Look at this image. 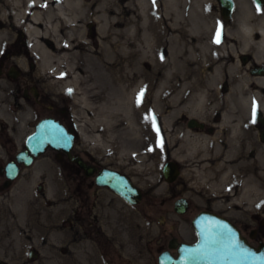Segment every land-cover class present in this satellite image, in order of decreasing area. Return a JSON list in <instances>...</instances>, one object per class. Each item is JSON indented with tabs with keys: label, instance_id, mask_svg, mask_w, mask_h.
<instances>
[{
	"label": "rangeland",
	"instance_id": "rangeland-1",
	"mask_svg": "<svg viewBox=\"0 0 264 264\" xmlns=\"http://www.w3.org/2000/svg\"><path fill=\"white\" fill-rule=\"evenodd\" d=\"M125 2L130 8L128 17L134 18L129 26L145 29L147 37L154 31L161 36L151 59L142 60L144 67L151 69L155 58L166 62L158 66V83L170 73L184 80L181 96L193 98L179 107L191 108L195 115L172 113L157 130L140 127L136 135H129L126 111L116 103L121 93L107 80V64L115 62L113 55L102 52L105 64H99L89 48L84 57L70 55L49 63L48 105L68 111L67 122L76 133L74 153L99 168L125 174L143 198L129 206L95 186L93 178H86L75 166L55 162L48 152L47 180L39 176L41 167L45 168L42 163L23 170L9 190L0 192V260L5 264H157V255L167 248L170 238L195 242L191 221L201 211L227 214L245 231L256 227L255 217L264 219V144L258 143L252 127L254 106L257 111L262 100L249 92L245 79L235 78L240 72L231 59L247 51L238 49V19L224 22L211 0ZM0 4V22L6 26L4 32L0 30L1 44L13 36L17 22L11 6L6 1ZM111 8L114 18L115 0ZM55 17L48 16V22ZM72 27L61 24L58 30L75 31ZM96 28L95 20H86L76 35L80 40L84 32L86 40L93 42ZM48 47H52L49 42ZM39 58L44 62L42 55ZM76 68L78 79L64 74L65 69ZM12 113L9 101L0 103V126H17L21 136L16 146H21L28 120H21L24 125H20ZM190 118L216 133L189 129ZM188 141L202 144L193 149ZM232 150L239 154L236 160L230 157L235 155ZM167 161L176 162L181 170L172 184L161 173ZM180 198L189 203L183 215L173 210Z\"/></svg>",
	"mask_w": 264,
	"mask_h": 264
},
{
	"label": "bare ground",
	"instance_id": "bare-ground-1",
	"mask_svg": "<svg viewBox=\"0 0 264 264\" xmlns=\"http://www.w3.org/2000/svg\"><path fill=\"white\" fill-rule=\"evenodd\" d=\"M0 1H6L11 6L16 16V26L22 28L23 33L31 44L32 50L45 58L44 62L40 61L39 66L44 64L42 68H48V64H52L54 61H64L70 55L84 57L89 52V48L93 49L96 54H94L95 59H97L99 64H105L100 58L102 52L104 55L108 51L114 56L112 57L115 58V62H108L107 64L106 71L109 74L107 80L108 84L111 83L110 87H116L118 93H121L116 103L126 111L125 120L129 123L126 129L129 135H136L140 127V130H157L162 127L161 125L165 124L166 117L172 113L185 112L188 115H195L193 109L179 107L185 100L192 102L193 98V95L185 96L183 94L181 96L180 88L184 80H180L176 77L177 75L174 76V73H170V77L166 81L158 83V66L166 62L160 63L155 58L152 59L151 69L147 71L146 67H144L142 60L151 59L149 56L156 52L157 46L161 42V36L154 31L151 32L152 35L147 37L145 29L136 28L134 25L129 26L134 18L128 17L130 8L125 2L126 0H115L118 12L115 13L114 18L111 17L113 14L111 8L112 0ZM0 7H3V5L0 4ZM2 9V14L5 15L4 12L6 10ZM54 14H56V17L48 22V16L54 17ZM243 16L247 17V14L245 13ZM90 19L91 21L95 20L97 24L96 40L88 42L84 32H81L79 40L76 31L81 30L84 21ZM61 24H65V26L73 25L72 29L75 31L61 32L58 30ZM242 25V28L238 29V31H241L244 38L249 40L251 33L256 29ZM256 31L261 34V40L256 51L264 55V28L258 27ZM2 32L4 31L2 30ZM59 37L64 43L58 39ZM47 41L52 45L51 48L46 45ZM245 43L244 45L240 44L238 49L247 50L249 45L247 41ZM79 47H81L80 50ZM175 60L177 61V58ZM170 63L172 64V62ZM76 70L77 68L73 71L65 69L64 74L69 72L67 76L71 77V75H74L73 78L78 79L79 74H75ZM176 78L180 84L178 82L175 83L176 81L171 84L173 79L176 80ZM187 79L186 77L185 80ZM152 90H154V93L149 94L148 92ZM138 96L139 103L137 102ZM238 97L241 108H244V95L240 94ZM101 98L104 101L105 94H102ZM258 99L262 100L259 97ZM248 100L250 101L251 99L248 98ZM197 107L198 109L201 108L199 104H197ZM259 108L264 109V100L260 103ZM187 143L193 145V149L198 148L202 144L196 141H188ZM207 143H209L208 140L203 141L202 146ZM200 149L201 151L203 150L202 147Z\"/></svg>",
	"mask_w": 264,
	"mask_h": 264
},
{
	"label": "flooded vegetation",
	"instance_id": "flooded-vegetation-1",
	"mask_svg": "<svg viewBox=\"0 0 264 264\" xmlns=\"http://www.w3.org/2000/svg\"><path fill=\"white\" fill-rule=\"evenodd\" d=\"M215 2L214 8L218 11L221 17L222 7L220 0H211ZM233 3V9L231 11V18L227 22H231L233 18L238 19V29L242 28V24L251 26L254 29L258 27L264 28V0H230ZM246 16H243L244 14ZM5 23V22H4ZM0 22V30H5L6 26ZM11 28V27H9ZM254 30L249 37V40L244 38L243 33L239 31L237 36L240 40V44H246L248 42L249 48L245 52L237 54V58L231 59L233 61L232 66L235 70L240 72L239 76L234 75L237 80L243 78L248 84L247 88L249 92H253L256 97L264 100V55L257 53L259 41L261 40V34ZM48 46V41L46 42ZM36 52L32 50L31 44L27 36L23 33L20 26H14L13 36L9 41H5L0 44V103L9 101V107L12 109L16 120L24 125L22 122L28 120V133L21 141V146H16L17 141H20L21 131L14 127V129L3 128L0 126V191L9 190L15 181L20 177V174L25 168L22 164L19 167L18 178L10 183L8 189H4V185L7 183L6 179V166L8 163L15 161L16 156L25 150L26 139L30 137L33 142V148L36 150L37 142H45L48 140V118H53L60 122L68 131L74 135V146L76 142V133L74 128L67 122L68 111L64 108L53 107L48 105V68H42L40 65L41 58L36 56ZM258 57V58H257ZM6 98V99H5ZM261 108H257L255 116H253V130L257 135L258 143L264 144L261 139V135L264 136V113ZM12 113V114H13ZM1 119V118H0ZM22 120V121H21ZM17 125V124H16ZM198 131L206 130L209 135L215 134L214 129H210L204 123L203 129H196ZM215 131V132H214ZM213 139V138H212ZM214 140V139H213ZM237 150L243 153V149L239 146V141L236 145ZM242 146V144H241ZM74 149V147H73ZM73 156L81 157L87 164L101 170L94 164L87 162L82 156L74 153ZM48 152L51 153L53 159L57 163H67L75 166L78 172L83 171L75 164L68 160L67 155L64 152H55L52 149H48V146L39 157H34L32 165L40 166L45 164V168L40 169L39 176H44L48 179ZM235 155L232 160H236L239 156L238 152L232 150ZM41 183V182H40ZM38 189H42V185L38 186ZM210 214L224 218L231 222L241 233L242 237H245L247 241L257 246L260 242L264 243V219L255 217L256 227L245 231L241 226H238L236 222L231 219L227 214L218 213L214 210H205ZM88 225L85 227L87 228ZM97 231L103 233L101 226H97ZM106 234L105 232L103 233ZM106 236V235H105ZM111 238V237H110ZM174 238V237H172ZM170 238L167 242V246L171 241ZM261 238V240H259ZM167 249V248H166ZM164 251V250H163ZM175 253L174 251L172 252ZM128 258V257H126Z\"/></svg>",
	"mask_w": 264,
	"mask_h": 264
},
{
	"label": "water",
	"instance_id": "water-1",
	"mask_svg": "<svg viewBox=\"0 0 264 264\" xmlns=\"http://www.w3.org/2000/svg\"><path fill=\"white\" fill-rule=\"evenodd\" d=\"M222 19L229 21L233 3L230 0H220ZM190 129H203L204 124L194 118L187 122ZM264 141L263 134L261 135ZM74 135L59 121L48 118V140L37 142L36 150L30 137L25 143V150L20 152L15 161L6 166L7 183L4 189L10 186L19 173L18 165L30 167L34 157H39L46 147L55 152H64L68 160L75 163L87 178L94 177L97 187L108 188L115 195L131 206L138 205L142 198V191L124 174L110 169L98 170L87 164L81 157L72 155ZM162 177L168 184L177 181L180 176L179 165L174 161H167L162 167ZM188 201L180 198L174 203V212L178 215L186 213ZM196 234V241L192 244L180 243L176 238L171 239L167 250L158 256V264H264V243L256 247L248 243L240 231L229 221L208 212L198 213L191 222ZM208 241L206 244L205 242ZM175 252L174 254L172 252ZM35 256V255H34ZM30 257H33L32 255ZM0 264H4L0 260Z\"/></svg>",
	"mask_w": 264,
	"mask_h": 264
},
{
	"label": "snow or ice",
	"instance_id": "snow-or-ice-1",
	"mask_svg": "<svg viewBox=\"0 0 264 264\" xmlns=\"http://www.w3.org/2000/svg\"><path fill=\"white\" fill-rule=\"evenodd\" d=\"M141 95H142V93H141ZM137 102L139 103V96H138V98H137ZM253 114H254V116H255V106H254ZM205 243L207 244L208 241H206Z\"/></svg>",
	"mask_w": 264,
	"mask_h": 264
}]
</instances>
